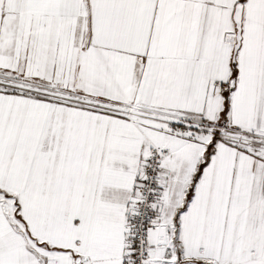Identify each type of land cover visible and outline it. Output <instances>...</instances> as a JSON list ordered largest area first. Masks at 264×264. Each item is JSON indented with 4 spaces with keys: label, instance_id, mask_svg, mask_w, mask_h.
<instances>
[{
    "label": "snow or ice",
    "instance_id": "1",
    "mask_svg": "<svg viewBox=\"0 0 264 264\" xmlns=\"http://www.w3.org/2000/svg\"><path fill=\"white\" fill-rule=\"evenodd\" d=\"M0 264H264V0H0Z\"/></svg>",
    "mask_w": 264,
    "mask_h": 264
}]
</instances>
